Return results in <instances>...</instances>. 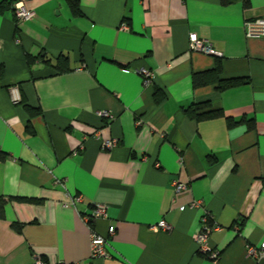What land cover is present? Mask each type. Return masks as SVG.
<instances>
[{"label": "crops", "instance_id": "obj_1", "mask_svg": "<svg viewBox=\"0 0 264 264\" xmlns=\"http://www.w3.org/2000/svg\"><path fill=\"white\" fill-rule=\"evenodd\" d=\"M2 2L0 264H264L247 251L264 242V37L246 28L264 0H79L81 14L66 0ZM18 2L32 20L17 22ZM192 32L220 55L190 50ZM218 61L221 79L249 82L195 85ZM202 103L198 115L219 114L190 115ZM244 116L255 127L229 126ZM99 203L107 216L87 222ZM207 211L217 260L198 250ZM92 228L105 258L91 256Z\"/></svg>", "mask_w": 264, "mask_h": 264}, {"label": "built area", "instance_id": "obj_2", "mask_svg": "<svg viewBox=\"0 0 264 264\" xmlns=\"http://www.w3.org/2000/svg\"><path fill=\"white\" fill-rule=\"evenodd\" d=\"M36 13L34 10H31L26 7L23 2H18L14 6V16L17 22H23L32 20L35 17ZM124 28H128L126 24L123 25ZM247 34L249 36H256V37H264V18H257L255 20H251L246 22ZM189 48L193 51H200L206 54H219L213 48L212 44L209 40L200 37L197 33L192 32L189 35ZM139 73L143 77L144 84L146 86L150 85L153 82L154 73L152 70L147 68H141ZM14 102L20 100L19 91L16 90L15 95H13ZM102 115L110 117L111 114L108 111H102ZM118 144L117 139L107 138L103 140V147L106 149H112ZM187 188L186 183L182 182H175V189L177 191L183 190ZM202 205V201H194L192 202V206L199 207ZM107 216V205L99 203L94 208V213L91 216H86L87 222H92L96 218L106 217ZM202 227L200 232L198 233L196 239L198 244V250L200 253L209 256L213 260H217L220 257V251L216 250L210 245V234L211 232L218 228L219 226L213 220L210 212H206L202 216ZM153 228L155 230L163 229L165 231L171 230V226L165 221L161 220L158 224L154 225ZM115 230L112 228L111 233H114ZM107 244L108 239L101 233H99L96 229L92 228L91 230V256L93 258H105L107 257ZM248 254L255 259H261L264 257V242L260 244V246L255 245H248L247 246ZM32 264H49L48 262L44 261L43 259L39 258L34 261ZM63 264V263H62Z\"/></svg>", "mask_w": 264, "mask_h": 264}, {"label": "trees", "instance_id": "obj_3", "mask_svg": "<svg viewBox=\"0 0 264 264\" xmlns=\"http://www.w3.org/2000/svg\"><path fill=\"white\" fill-rule=\"evenodd\" d=\"M66 1L70 5L71 9L73 10V12L75 14H81L82 13L79 0H66ZM237 1H242L243 6L247 9L250 8L252 5L251 0H221V2L224 4H231V3H234ZM4 2H2L0 4V11H3L7 7ZM63 60H65V59H63ZM61 62H62V59H59L57 67L59 69H62V71H66L67 69L66 68H65V70L63 69ZM221 73H222V65L218 61L216 68L209 70V71H203V72L195 73L193 76L194 84L195 85H201V84H207V83H212V82H218L220 89H227L230 87L239 86V85L246 84L249 82V79H247V78L221 79V77H220ZM0 80H1V74H0ZM208 104L209 103H202L200 105H197L195 108L189 109L188 111H189L190 115H194L197 118H212V117L217 116L219 114L218 111H208L206 113H202L199 115L197 114L198 111H200L201 109L208 107ZM28 110L32 115L39 114L41 112L38 109L31 108V107H28ZM238 123H247L249 128L255 127V121L253 118H247L246 116H244L238 120H235L232 118L228 119L229 126H233V125L238 124ZM10 157H11V155L9 154V152L3 150L0 147V161H7ZM18 200L34 201L33 199H27V198H18ZM3 206H4V198H2V200H1L0 210L3 209ZM14 226L17 228L19 227L18 224H14Z\"/></svg>", "mask_w": 264, "mask_h": 264}]
</instances>
